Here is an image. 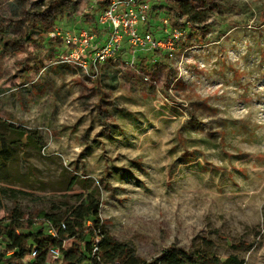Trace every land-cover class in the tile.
<instances>
[{"label": "rangeland", "instance_id": "1", "mask_svg": "<svg viewBox=\"0 0 264 264\" xmlns=\"http://www.w3.org/2000/svg\"><path fill=\"white\" fill-rule=\"evenodd\" d=\"M172 1L151 5L166 16L161 7ZM92 5L0 0V31L9 34V46L0 45V118L41 139L29 144L0 126L13 154L0 162V220L19 210L38 221L93 192L110 236L146 261L175 245L264 264V0H224L205 42L189 34L176 61L109 62L120 70L116 89L101 76L104 65L93 79L61 64L63 45L50 39L89 29ZM37 10L57 17L44 38Z\"/></svg>", "mask_w": 264, "mask_h": 264}, {"label": "trees", "instance_id": "2", "mask_svg": "<svg viewBox=\"0 0 264 264\" xmlns=\"http://www.w3.org/2000/svg\"><path fill=\"white\" fill-rule=\"evenodd\" d=\"M111 1L105 0L101 6L105 7ZM223 1L173 0L170 5L161 7V10L170 17L172 27L181 28L186 22L190 26V34L195 36L199 43H204L207 22L214 11L223 5ZM42 13L37 10L31 14L36 24L40 25V38L47 36L57 26V17ZM87 17L89 30L100 34L92 13ZM155 37L160 38L156 35ZM181 43L183 41L179 46ZM51 44L53 47L50 51L55 52L54 42ZM140 59L142 60V57ZM108 63L104 65L101 76L107 80L109 88L116 89L119 85L120 70L109 68ZM139 64L141 63L138 62ZM0 126L14 131L20 139L26 138L29 144L41 142L38 133H31L24 127H16L2 118ZM17 145L21 151L26 150L21 141ZM9 146L7 140L0 137V162L3 167L9 165L13 158ZM97 243L99 252L93 255V246ZM53 248H59L61 252L58 264H244V261L235 256L222 260L215 254L209 257L199 250L187 252L175 245L154 260L146 261L138 257L128 244L120 243L110 236L102 218V202L93 192L84 195L77 205L71 206L64 213L42 212L38 221L26 220L19 210L0 220V264H49L50 251ZM35 252L36 257L30 258Z\"/></svg>", "mask_w": 264, "mask_h": 264}, {"label": "built area", "instance_id": "3", "mask_svg": "<svg viewBox=\"0 0 264 264\" xmlns=\"http://www.w3.org/2000/svg\"><path fill=\"white\" fill-rule=\"evenodd\" d=\"M92 1L90 11L100 34L87 28L72 32L56 30L50 34V39L63 45L65 53L59 57L60 63L78 67L89 78L96 79L101 66L110 61L120 62L126 55L125 63L133 67L147 54H160L169 61H176L179 43L191 33L186 22L181 28L172 27L170 17L155 11L151 0H112L105 7H99L97 0ZM154 21L162 34L160 38L151 31ZM144 80L150 82L149 77ZM98 252L97 243L93 246V255ZM60 256L59 248L51 249L49 264H58ZM35 257L36 252L30 256Z\"/></svg>", "mask_w": 264, "mask_h": 264}, {"label": "crops", "instance_id": "4", "mask_svg": "<svg viewBox=\"0 0 264 264\" xmlns=\"http://www.w3.org/2000/svg\"><path fill=\"white\" fill-rule=\"evenodd\" d=\"M161 34V33H160ZM0 36H1V38H0V45H4L3 47L5 48L6 46H9V43H7L8 41H7V39L9 38V34L7 33V31H0ZM162 36V34L159 36V37H161ZM46 42L47 43H49V45H50V47H51V43L52 42H50V40L49 39H46ZM51 49V48H50ZM49 49V50H50ZM63 53H65V51L62 49V54ZM61 54V53H60ZM4 58V57H3ZM64 66H69V65H65V64H63ZM38 79H40V77L38 78ZM4 80H6V79H0V83L2 82V81H4ZM48 80L47 79H42V87H40V85L38 84L37 85V87H36V89L38 90V91H43L44 90V88H43V86H44V83H46ZM37 79L36 80H34L31 84L32 85H35V84H37ZM30 85H25L22 89H21V92H23V93H27L28 95L29 94H32L33 93V89H32V87H30ZM20 89V88H19ZM2 94V91H1V89H0V98H2V96L3 95H1Z\"/></svg>", "mask_w": 264, "mask_h": 264}]
</instances>
